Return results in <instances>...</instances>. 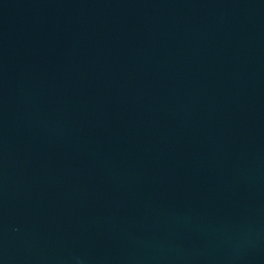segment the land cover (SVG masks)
Returning <instances> with one entry per match:
<instances>
[{
    "label": "water",
    "instance_id": "95a60500",
    "mask_svg": "<svg viewBox=\"0 0 264 264\" xmlns=\"http://www.w3.org/2000/svg\"><path fill=\"white\" fill-rule=\"evenodd\" d=\"M0 264H264V0H0Z\"/></svg>",
    "mask_w": 264,
    "mask_h": 264
}]
</instances>
